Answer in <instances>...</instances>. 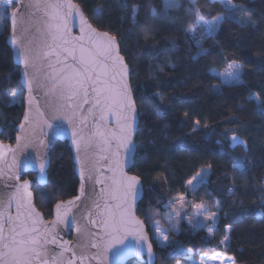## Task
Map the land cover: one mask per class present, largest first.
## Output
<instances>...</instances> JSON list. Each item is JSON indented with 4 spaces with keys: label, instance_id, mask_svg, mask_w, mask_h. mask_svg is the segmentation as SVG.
Listing matches in <instances>:
<instances>
[{
    "label": "trees",
    "instance_id": "trees-1",
    "mask_svg": "<svg viewBox=\"0 0 264 264\" xmlns=\"http://www.w3.org/2000/svg\"><path fill=\"white\" fill-rule=\"evenodd\" d=\"M73 1L95 29L117 40L130 68L139 115L130 173L143 185L137 217L151 236L155 264L213 254H224L235 264H264V0H233L250 13L235 16L216 0H177L179 6L167 8L169 0ZM217 17L220 24L208 33V22L214 24ZM8 34L5 19L0 139L13 145L24 105L23 99L13 104L8 96L22 91ZM229 65L240 72L226 83ZM231 136L240 138L247 151L232 149ZM49 160L45 187L36 184L34 175L25 176L33 182L35 206L45 220H51L55 204L75 197L79 187L67 143H57ZM203 169L209 175L191 195L187 184ZM178 197L219 207L213 235L183 223L169 235L166 245L171 246L160 247L150 226Z\"/></svg>",
    "mask_w": 264,
    "mask_h": 264
},
{
    "label": "snow or ice",
    "instance_id": "snow-or-ice-1",
    "mask_svg": "<svg viewBox=\"0 0 264 264\" xmlns=\"http://www.w3.org/2000/svg\"><path fill=\"white\" fill-rule=\"evenodd\" d=\"M21 0H13V3H20ZM225 5L226 11L231 16L236 13L242 15H250L249 10L243 5L234 4L233 0H220ZM179 6L177 0H169L165 7ZM8 0H0V21L5 20L9 13ZM23 7L40 11L44 16L48 17L46 24V39L39 50H34L29 40L27 45L19 44V57L24 65V76H28V68L31 66L36 69L33 79L37 78L39 72L38 61H42L55 55L57 59L48 63L49 73L45 74V79L49 80V91L61 101H74L77 96L83 97V103L90 104L89 114L96 109L99 112V121H105V113L114 114L116 117V128L108 129L106 125L96 122L95 131L89 136H81L85 150L99 149L100 159L112 160L115 167H109L108 171L113 175L110 177L111 185L101 188L102 198L105 200L103 207L96 203V208L100 209L99 215L100 225L104 229L103 235L96 234L98 242L91 244V247L100 249L93 259L102 261V254L111 251V249L120 244H124V240L129 235H136L139 240H143L144 232L142 223L137 220L133 214V202L137 194V185L139 178L127 176L123 173L118 159L120 149H128L132 131V121L134 119L135 106L131 99V92L126 81L127 67L123 64L122 57L119 56L117 45L114 37L108 36L107 33H99L95 29L85 24L83 14L81 15V35L79 37H70L68 35L67 17L73 12H79V5L73 4L71 0H29ZM20 9H11V25L13 28L12 43H18L16 37L17 15ZM154 11V10H153ZM196 19L202 21L199 10H196ZM221 17H217L216 24L208 22L207 31L212 33L219 24ZM244 21L241 19V23ZM39 30V29H38ZM28 28L21 29V39L27 33ZM70 45V46H69ZM67 55L60 59V52ZM71 59V63L67 61ZM62 64L57 68L56 65ZM233 69L226 75L238 79V66L229 65ZM28 91H32V81H28ZM11 96L15 97L17 93L11 92ZM31 103V100L29 101ZM64 107L63 104L56 106V111H60ZM68 108H75L74 103H69ZM39 111V109H37ZM75 114V113H73ZM86 117L81 118V122ZM28 120V116H25ZM23 128V125L20 126ZM75 135V134H74ZM19 137L17 140L19 142ZM233 142H237V137H232ZM243 143L242 141H240ZM6 151H11L8 146L0 144V159ZM79 151V145L77 147ZM234 167H243V164L234 165ZM43 171V164L40 165ZM118 173V174H117ZM18 178V177H17ZM81 179H84L83 170H81ZM91 179V177H89ZM195 179V177L193 178ZM29 181H24L21 191L17 188L16 192L8 196L6 199L0 198V264H76L77 260L86 261L88 257L84 254L77 256L71 249L60 245L64 251H72V258L64 260L63 252L50 253L46 245L55 243V236L49 237L47 226L44 231L38 226L42 223V216L35 212L31 204L32 194L27 191ZM95 183L103 184V178L98 179ZM191 183V181H189ZM81 195L85 192L84 184H81ZM27 197V203H25ZM79 200L80 197L75 198ZM13 200L16 204L17 215L13 217L8 209L11 207ZM108 201H114L109 204ZM74 201H68L67 205L61 201L56 205L57 223H62V209L67 214L68 208ZM202 208L203 205H196ZM91 215V213H89ZM199 215V214H198ZM214 214H209L212 219ZM5 223H7V233L5 232ZM96 224L97 221H91ZM70 226V224H69ZM77 231L80 228L77 226ZM211 232L212 229L209 228ZM163 235V234H161ZM167 240V237H163ZM170 247L171 245H163ZM142 246L137 251H141ZM121 249H117V254ZM151 245L148 246V252L151 254ZM213 256L211 259H215ZM203 264V260L201 261Z\"/></svg>",
    "mask_w": 264,
    "mask_h": 264
},
{
    "label": "water",
    "instance_id": "water-1",
    "mask_svg": "<svg viewBox=\"0 0 264 264\" xmlns=\"http://www.w3.org/2000/svg\"><path fill=\"white\" fill-rule=\"evenodd\" d=\"M29 0H21L20 3H13V0H8V3L13 8L20 9L17 15L16 24V37L17 44L12 43L13 28L11 25V12H9L6 18L9 25V34L7 38V46L11 51L12 61L15 67L19 69L20 73V85L23 91V105L24 114L23 118L16 128V136L13 145L5 144L0 139V144L8 146L11 151H6L3 159H0V198L6 199L8 196L16 192L17 188L23 191L22 185L24 181H29L27 191L32 194L31 204L38 212L35 206L34 195L32 192L33 182L25 176L34 175L36 184L43 188L47 184V174L50 167L49 155L54 149L57 143H67L72 156V163L74 165V171L79 183L78 191L75 197L66 200L74 201V203L68 208L67 214H64L62 209L61 216L63 218L62 223H57L56 205L52 209L51 220H45L42 216V223L38 225L42 231L47 226H52L48 229L49 237L55 236L56 242L46 245L50 253H64V260L72 258V251L77 256L84 254L88 257L86 261L77 260L76 264H128L129 262H135L137 264H155L154 247L151 241V236L148 233L147 227L143 221L137 217V208L139 203L143 199L144 189L139 179L137 185V194L133 202V214L137 220L143 225L144 239L139 240L136 235H129L125 238L123 245L114 246L111 251L102 254V261L100 259H93L100 249L91 247V244L98 242L96 234L103 235L104 229L100 225V209L96 208V203H99L101 207L105 204V200L102 198L100 192L101 188H106L111 185V179L113 173L108 171V168L115 167L112 160L105 161L100 159L101 153L99 149L85 150L81 136H89L95 131L96 122L101 125H106L108 129L116 128V117L114 114L105 113V121H99V112L96 109L92 110V114H89L88 109L90 104L83 103V97L77 96L74 101H61L49 91L50 81L45 79V74L50 72L48 63L54 62L57 57L55 55L48 57L42 61H38L39 72L37 78L33 79L34 73L37 72L31 66L28 68V76H24V65L19 57V44L24 43L27 45L31 40V45L34 50H39L44 40L46 39V24L45 21L48 17L44 16L42 12L35 11L23 7ZM73 4H76L71 0ZM77 5V4H76ZM79 12H73V14L67 17L68 21V35L70 37H79L84 35L81 33V15L83 14V20L87 26L95 29L88 21L83 11L79 7ZM28 28L27 33L24 34L21 39V29ZM39 29V30H38ZM99 33L97 29H95ZM108 36H110L108 34ZM111 37V36H110ZM117 50L119 56L120 48L117 40ZM70 46V45H69ZM67 53L60 52V59L63 62V57ZM123 64L127 67L126 81L129 85L131 92V99L135 106L134 119L132 121V131L130 136L131 143L128 149L121 148L119 154L120 166L123 169V173L127 176H134L130 173L134 165V159L136 155L135 137L139 126V115L137 106L134 100L133 91L130 84V68L127 66L125 59L122 57ZM71 63V59L67 61ZM57 68L62 67V64L56 65ZM32 81V91H28V81ZM31 100V103L29 102ZM69 103H74L75 108H68ZM63 104L64 107L60 111H56V106ZM39 109V111H37ZM75 113V114H73ZM25 116H28V120H25ZM86 117L83 122L81 118ZM23 125V128L20 126ZM2 134V128L0 127V138ZM75 134V135H74ZM19 137V142L17 140ZM231 136L229 142L231 148L243 147L245 152L247 151L246 144L238 138L237 142H233ZM242 141L243 143H241ZM79 145V151L77 147ZM43 164L44 169L41 171L40 165ZM81 170H83L84 179H81ZM118 174V173H117ZM18 177V178H17ZM91 177V179H89ZM136 177V176H134ZM103 178L104 183H95L96 180ZM84 184L85 192L81 195V184ZM79 196L80 199L75 198ZM25 203H27V197H25ZM60 203V202H59ZM109 204L114 201H108ZM10 214L15 217L16 204L13 200L11 207L8 209ZM91 213V215H89ZM97 221L96 224H92L91 221ZM70 224V226H69ZM5 232L7 233L8 225L5 223ZM77 226L80 231H77ZM60 245L71 249L72 251H64ZM151 245V254L148 252V246ZM142 246L141 251H137ZM117 249H121L117 254Z\"/></svg>",
    "mask_w": 264,
    "mask_h": 264
},
{
    "label": "rangeland",
    "instance_id": "rangeland-1",
    "mask_svg": "<svg viewBox=\"0 0 264 264\" xmlns=\"http://www.w3.org/2000/svg\"><path fill=\"white\" fill-rule=\"evenodd\" d=\"M190 1L194 2L195 0H190ZM216 1L222 4L220 0H216ZM9 6H10L9 12H11L13 6L11 4H9ZM214 24H216V21ZM3 27H4V20L0 21V33L3 32ZM231 71H233V69L229 68L228 72ZM239 72L240 71H238L237 75H239ZM234 79L235 78L229 77L226 74H224V81L226 83H230ZM16 93L17 95L15 97L11 96L10 94L8 95L13 104L19 103L23 99V91H19ZM208 175H209V169H203L199 171V173L196 176H194L195 179H193L194 178L193 177L190 180L191 183L188 182L187 184L188 193H190L191 195L194 194L193 192L202 183L206 181ZM199 204H202L203 207L202 208L195 207L196 205ZM218 211H219V207L217 205H215V208L212 209V206L210 204H206L204 202L196 203L193 200L188 199L187 197H178L169 202L167 206V212L162 216L161 219L154 217V220L152 221V224L150 226L152 238L156 241V244L158 246L164 247L163 245H166V243L170 238L169 235L171 233H177L180 225L183 223L192 227V229L194 230L202 229L205 232H207L209 236H212L218 219ZM210 213L214 214V217L212 219H209ZM209 228L212 229L211 232L209 231ZM164 236L167 237V240L163 239ZM222 245L224 247H227V239L222 242ZM213 256L216 257L214 260L211 259ZM202 260H203V264H235L230 258L226 257L224 254H213V255L199 256V257L189 256L185 259L184 262L177 264H201Z\"/></svg>",
    "mask_w": 264,
    "mask_h": 264
}]
</instances>
